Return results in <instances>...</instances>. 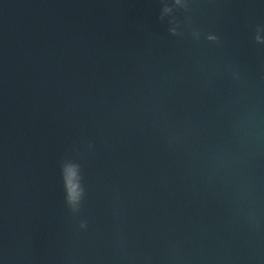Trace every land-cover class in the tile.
Segmentation results:
<instances>
[{
	"label": "water",
	"instance_id": "95a60500",
	"mask_svg": "<svg viewBox=\"0 0 264 264\" xmlns=\"http://www.w3.org/2000/svg\"><path fill=\"white\" fill-rule=\"evenodd\" d=\"M0 264H264V0H0Z\"/></svg>",
	"mask_w": 264,
	"mask_h": 264
}]
</instances>
